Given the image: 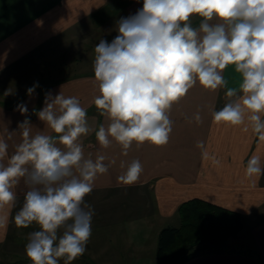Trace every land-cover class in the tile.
I'll return each instance as SVG.
<instances>
[{"label": "clouds", "instance_id": "clouds-1", "mask_svg": "<svg viewBox=\"0 0 264 264\" xmlns=\"http://www.w3.org/2000/svg\"><path fill=\"white\" fill-rule=\"evenodd\" d=\"M192 17L200 18L198 27ZM118 35L101 38L94 48V80L99 94L92 103L107 126L96 130L87 109L75 96L46 94L36 113L50 133L32 132L26 118L18 129L0 137V210L15 207L14 188L23 179L28 191L14 216L17 227L33 223L25 254L31 264H71L86 251L95 211L85 202L98 175L116 163L103 154L95 159L83 149L82 137L95 132L107 149L113 141L123 154L135 143L166 145L172 132L170 111L197 83L205 90L226 87L224 70L232 65L240 75L238 88H227L228 101L212 112L218 124H245L264 142V0H143L142 8L117 21ZM36 85L28 89L34 92ZM242 93V95L240 94ZM27 114L26 105H18ZM202 123L199 112L194 115ZM20 132L21 142L9 156L8 141ZM54 133V134H53ZM196 147L213 164L203 141ZM7 160L5 162V158ZM108 160L106 164L105 161ZM118 179L136 183L143 167L138 160L121 163ZM245 176H264L261 156L248 160ZM8 222L0 215V226Z\"/></svg>", "mask_w": 264, "mask_h": 264}, {"label": "crops", "instance_id": "crops-1", "mask_svg": "<svg viewBox=\"0 0 264 264\" xmlns=\"http://www.w3.org/2000/svg\"><path fill=\"white\" fill-rule=\"evenodd\" d=\"M142 6L143 0H0V137L5 136L6 127L17 130L26 118L33 125V134L50 133L36 114L49 92L77 97L87 109L91 126L96 130L101 124L107 126L108 121L92 103L99 94L93 67L89 72L55 76L50 65L60 62L59 72L71 70L70 63L81 62V56L93 62L100 39L110 43L118 35L117 21ZM191 22L198 27L201 21L192 17ZM223 75L226 87L209 91L197 83L173 105L169 114L172 132L166 145L145 142L137 147L134 143L124 155L115 141L102 148L95 132L81 138L86 157L91 153L95 159L99 153L116 163L106 174L98 175L93 191L85 197L95 211L92 235L85 253L74 264H155L159 231L176 227L178 207L191 199L240 213L243 227L226 238L221 253L200 255L183 264H264V212L257 211L264 207V176H245L247 160L253 154L264 163V142L258 141L250 126L245 131L247 119L240 126L213 120L212 112L228 101L227 88H238L241 80L232 65ZM23 77L51 80L46 86L31 81L24 87ZM34 85L29 95L28 89ZM18 105H26L27 114L22 115ZM197 112L202 123L194 119ZM21 139L17 131L8 141L9 156ZM197 141L204 142L218 165L203 156ZM133 160L141 163L143 172L136 183L127 185L118 179L123 171L120 165L123 162L126 167ZM28 190L22 179L14 188L15 207L0 210V215L8 216L7 224L0 226V264H31L25 245L28 234L39 226L33 223L23 228L14 223Z\"/></svg>", "mask_w": 264, "mask_h": 264}, {"label": "trees", "instance_id": "trees-1", "mask_svg": "<svg viewBox=\"0 0 264 264\" xmlns=\"http://www.w3.org/2000/svg\"><path fill=\"white\" fill-rule=\"evenodd\" d=\"M179 225L164 227L157 236L155 264H183L197 256L221 253L226 238L243 227V216L201 199L177 209Z\"/></svg>", "mask_w": 264, "mask_h": 264}, {"label": "rangeland", "instance_id": "rangeland-1", "mask_svg": "<svg viewBox=\"0 0 264 264\" xmlns=\"http://www.w3.org/2000/svg\"><path fill=\"white\" fill-rule=\"evenodd\" d=\"M78 55V54H77ZM77 55H75V56H77ZM82 57V60H81V62H78V63H76L75 61H72L70 64H71V70H69V69H66L65 71H60L59 70V72H57L58 70V66H60L61 65V63L60 62H55V63H52V65H50V66H53L54 68H55V73H56V75L55 76H59L60 74L61 75H63V73H65V74H74V73H84V72H89L88 70L89 69H91L93 66H92V64H93V62H89V61H87L86 60V58L84 57V56H81ZM76 58H78V56L76 57ZM57 68V69H56ZM82 71H84V72H82ZM60 73V74H59ZM55 79H58V78H55ZM17 80H19V79H16V81ZM51 80V78H47V79H35V78H32V77H28V78H25V77H23V79H22V84H24V87L26 86V85H28V83H30L31 81L32 82H35V83H37V84H39V85H42V86H46L48 83H49V81ZM257 211H260V213L261 212H264V207L262 208V209H259V210H257ZM255 212L254 213V215L256 214V213H258V212ZM254 219L256 220V221H260V219L259 218H255L254 217ZM173 223V222H172ZM174 224H176V222L174 223ZM177 225H179V220H178V222H177V224L175 225L176 227H177ZM173 226V225H172ZM222 247H224V245L222 246ZM59 264H64V263H59ZM71 264H74L73 262H71Z\"/></svg>", "mask_w": 264, "mask_h": 264}]
</instances>
